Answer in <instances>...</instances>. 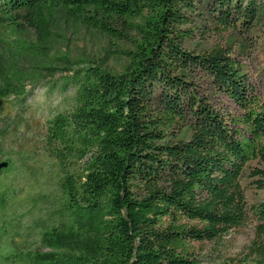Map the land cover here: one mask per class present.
Listing matches in <instances>:
<instances>
[{
	"label": "trees",
	"instance_id": "1",
	"mask_svg": "<svg viewBox=\"0 0 264 264\" xmlns=\"http://www.w3.org/2000/svg\"><path fill=\"white\" fill-rule=\"evenodd\" d=\"M244 2L211 0L224 22L232 12L252 22L264 0ZM196 11V0H0V27L15 32L25 22L39 33L25 51L47 55L41 50L58 13L128 45L118 49L121 71L66 57L65 105L45 120L40 146L56 187L45 217L27 232L47 250L0 248L1 264H206L201 245L251 214L253 239L240 257L219 264H264V197L249 206L243 184L249 170L264 189V99L226 49L185 46ZM39 74L15 70L0 47V102L22 101L25 81ZM200 77L240 114L201 92ZM16 197L9 186L0 191V236L19 234L23 215L13 216L17 224L5 219Z\"/></svg>",
	"mask_w": 264,
	"mask_h": 264
},
{
	"label": "rangeland",
	"instance_id": "2",
	"mask_svg": "<svg viewBox=\"0 0 264 264\" xmlns=\"http://www.w3.org/2000/svg\"><path fill=\"white\" fill-rule=\"evenodd\" d=\"M248 1L245 0L244 7ZM262 1L258 0L259 6L263 4ZM196 4L197 11L187 26L195 34L185 46L195 52L214 47L226 49L245 67L255 93L264 99V7L252 22H246V18L236 12H232L229 22H224L216 14L211 0H196ZM38 42L37 29L25 22L15 32L0 27V47L6 50L13 68L29 76L34 71L40 73L36 81L30 77L25 81L28 92L22 101L11 97L0 102V167H6L10 161L15 165L13 172L3 173L0 177V191L3 186H9L17 193V197L9 202L5 219L11 221V224H17L13 216L23 215L19 220V234L13 235L14 230L8 231L12 229L8 227V232L0 236V248L3 250L8 246L19 251L31 247L47 250L38 242L37 234L28 236L27 232L29 226L45 217L56 187L55 167L44 156L40 146L45 120L65 105L62 75L68 67L66 57L73 61L94 59L114 71H121L126 63L119 50L126 48L127 44L120 42L121 46L117 47L108 37L68 20L62 13L57 14L51 27L47 48L41 50L47 52V55L22 48ZM45 66L48 68L38 69ZM197 84L201 92L208 95L218 107L230 114H240L238 107L214 90L207 79L200 77ZM243 184L249 206L264 197V189L257 186L249 170L245 173ZM41 193L49 194V198L40 200L38 195ZM255 223L256 219L251 214L246 224L232 229L223 238L204 242L199 251L205 263L219 264L224 259L240 257L254 237Z\"/></svg>",
	"mask_w": 264,
	"mask_h": 264
},
{
	"label": "water",
	"instance_id": "3",
	"mask_svg": "<svg viewBox=\"0 0 264 264\" xmlns=\"http://www.w3.org/2000/svg\"><path fill=\"white\" fill-rule=\"evenodd\" d=\"M3 166H5V165H3ZM1 168V167H0Z\"/></svg>",
	"mask_w": 264,
	"mask_h": 264
}]
</instances>
